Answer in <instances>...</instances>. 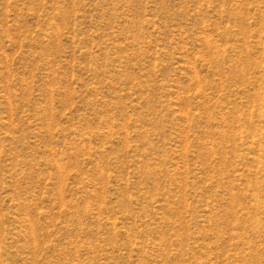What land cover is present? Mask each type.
Returning <instances> with one entry per match:
<instances>
[{
	"label": "rangeland",
	"instance_id": "1",
	"mask_svg": "<svg viewBox=\"0 0 264 264\" xmlns=\"http://www.w3.org/2000/svg\"><path fill=\"white\" fill-rule=\"evenodd\" d=\"M0 264H264V0H0Z\"/></svg>",
	"mask_w": 264,
	"mask_h": 264
}]
</instances>
